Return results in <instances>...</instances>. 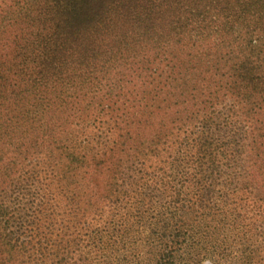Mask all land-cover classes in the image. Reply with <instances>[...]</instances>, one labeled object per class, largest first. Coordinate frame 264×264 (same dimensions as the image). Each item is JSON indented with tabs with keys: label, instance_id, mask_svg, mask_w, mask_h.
<instances>
[{
	"label": "trees",
	"instance_id": "trees-1",
	"mask_svg": "<svg viewBox=\"0 0 264 264\" xmlns=\"http://www.w3.org/2000/svg\"><path fill=\"white\" fill-rule=\"evenodd\" d=\"M8 7L0 264H264V0Z\"/></svg>",
	"mask_w": 264,
	"mask_h": 264
},
{
	"label": "rangeland",
	"instance_id": "rangeland-1",
	"mask_svg": "<svg viewBox=\"0 0 264 264\" xmlns=\"http://www.w3.org/2000/svg\"><path fill=\"white\" fill-rule=\"evenodd\" d=\"M6 2L7 6L5 7H2L0 8V15L2 14H5V13H9L11 11V8H9V3L11 2V4L15 3L16 1H18L19 3L23 2L25 0H0V4L2 2ZM27 2H29V0H26ZM18 7H15L13 8L14 11L17 9ZM13 11V14L15 13ZM14 17V16H13ZM20 63L19 67L16 70V73L22 77L23 79H27V77L29 76L28 74V64H29V61H24V60H21L20 57H16V56H12V63ZM40 149V147H38L36 150H34L35 152H37L38 150ZM20 150V148L16 149L15 151L13 152H10V153H5L2 157H3V160H4V164H7L8 163V157L11 156V154H17V152ZM40 154H36L35 157H33L29 162H21L19 164H36L37 165V168L40 169ZM30 175V174H29ZM31 176H35L37 178H40V173L39 172H36L35 175H31ZM25 187L27 188L26 191L24 192H20L19 194H12L10 197L8 196V200L6 201V206L8 205V210L9 209H12V208H17L16 210V214H15V219H11L10 222H15L18 223V224H22L24 223L25 226H30L29 224V221L31 220L30 216H31V213H30V207H31V202L32 200H39L40 196L36 195L35 198L32 199V196L31 193L33 192V189L37 187V189L40 191V183L34 181V180H31L29 181L28 183L25 184ZM44 189V188H43ZM46 189V188H45ZM48 189H46L47 191ZM10 202V203H9ZM19 215L21 218H24L20 221L17 220V218H19ZM16 216H18L16 218ZM29 220V221H28ZM203 264H209L208 262H205Z\"/></svg>",
	"mask_w": 264,
	"mask_h": 264
}]
</instances>
